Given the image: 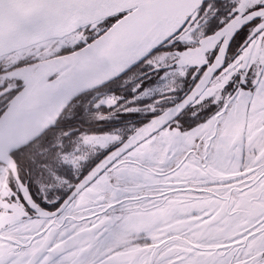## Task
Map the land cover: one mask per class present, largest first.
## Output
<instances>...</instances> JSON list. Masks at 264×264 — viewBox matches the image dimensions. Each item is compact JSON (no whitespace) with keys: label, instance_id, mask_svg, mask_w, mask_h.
I'll return each mask as SVG.
<instances>
[{"label":"snow or ice","instance_id":"obj_1","mask_svg":"<svg viewBox=\"0 0 264 264\" xmlns=\"http://www.w3.org/2000/svg\"><path fill=\"white\" fill-rule=\"evenodd\" d=\"M0 264H264V0H0Z\"/></svg>","mask_w":264,"mask_h":264}]
</instances>
